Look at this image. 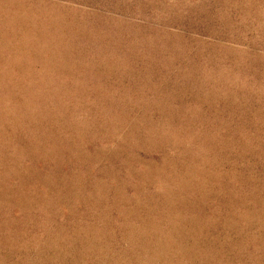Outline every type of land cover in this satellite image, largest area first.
Returning a JSON list of instances; mask_svg holds the SVG:
<instances>
[{"label":"rangeland","instance_id":"374dc122","mask_svg":"<svg viewBox=\"0 0 264 264\" xmlns=\"http://www.w3.org/2000/svg\"><path fill=\"white\" fill-rule=\"evenodd\" d=\"M0 264H264V0H0Z\"/></svg>","mask_w":264,"mask_h":264}]
</instances>
